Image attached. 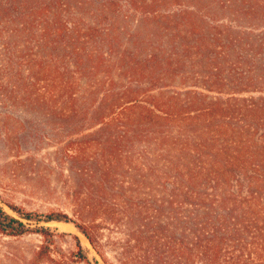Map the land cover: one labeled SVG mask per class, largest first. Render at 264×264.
<instances>
[{"label":"trees","instance_id":"1","mask_svg":"<svg viewBox=\"0 0 264 264\" xmlns=\"http://www.w3.org/2000/svg\"><path fill=\"white\" fill-rule=\"evenodd\" d=\"M193 1L197 3L194 12L163 18L164 23L156 21L151 28L145 20L132 30L122 26L120 7L147 14L162 0H0V89L11 94L22 89L29 97L33 87L44 84L36 96L38 108H45L57 102L54 92L47 89L57 87V79L50 82L48 75L59 63L67 61L81 74L103 73L94 83L99 92L107 81L112 89L118 84L114 71L126 75L131 69L134 76L146 81L145 89L108 91L88 109L87 99L79 103L74 99V87L63 82L59 96L66 100L61 108L53 109L68 121L87 115L99 128L96 135L108 136L104 140L94 134L93 142L101 149L99 158L105 153L112 155L111 163L123 149H134L142 142L148 148L144 162L149 169L157 167L166 194L158 212L169 211L172 222L162 225L156 217L146 233L132 228L129 237L141 241L147 236L166 239L172 235L184 242L205 237L215 245L206 244L202 248L206 253L210 247L218 250L231 240H240L248 248L239 250L233 263L241 264L242 258L255 263L260 256L264 258V29L259 31L264 26V0ZM226 13L232 21L247 25L248 31H233L219 24ZM145 29L149 30L147 36ZM125 40L135 52L118 54ZM165 44L178 46L177 58L166 66L161 63L163 54L153 52ZM166 79L181 86L190 80L195 84L184 92L170 93L161 86ZM155 91L158 94L154 95ZM212 93L218 95L212 97ZM175 128L178 132L174 134ZM89 143L71 142L65 148L66 157L80 161L92 147ZM101 162L102 176L109 180L118 164L107 167L106 161ZM79 173L86 176L84 171ZM198 187L202 190L195 191ZM208 187L227 190L221 192V211L214 216L207 215L202 206L207 195L203 189ZM233 187L237 189L228 191ZM98 188L108 190L107 181L99 182ZM80 193L74 188L71 197L78 217L86 219L97 206L91 196L83 199ZM0 202L16 215L0 204L1 235L21 238L39 234L44 238L33 255L34 264H60L66 259L73 264L99 262L90 259L77 236L76 249L68 257L63 251L56 252L49 228H30L23 220L73 224L104 264H111L102 242V225L96 221L81 222L64 212H29L1 194ZM114 207L115 214L118 208H134L128 202ZM141 209L149 210L148 206ZM110 211L105 209L104 215L110 216ZM144 223L139 229L147 227L146 220ZM116 258L118 264H125Z\"/></svg>","mask_w":264,"mask_h":264},{"label":"rangeland","instance_id":"2","mask_svg":"<svg viewBox=\"0 0 264 264\" xmlns=\"http://www.w3.org/2000/svg\"><path fill=\"white\" fill-rule=\"evenodd\" d=\"M196 4L193 0H162L161 5L155 11H149L147 14L134 13L122 5L120 7L122 8V11L120 10L122 12L121 17L125 22H122V26H130L133 30L146 20L147 28H151L150 25L156 21L164 23L163 18H170L188 10L194 12ZM219 24L225 25L233 31H248L247 25L232 21L228 13L220 17ZM263 29L264 26L260 27L259 31ZM143 33L147 36L149 30L145 29ZM176 46L165 44L155 49L150 47V50L154 49L153 52L163 54L161 63L166 66L167 62L177 58L178 46L177 48ZM130 52L135 51L125 40L123 45L118 47V54ZM67 64L69 65L67 61L59 63L56 68L49 72L50 82L57 79V87L53 86L46 89L47 92L48 90L54 92L57 102L53 105H45V108H38V97L36 96L38 89L44 84L33 87L29 97L24 95L22 89H15L14 94L0 89L1 196L6 201L29 212H64L74 220L81 222L82 220L86 222L94 220L97 224H101L103 228L101 232L104 234L102 242L111 264H118L116 258L118 256L125 264H234L233 257L237 252L239 250L245 251L248 248L244 241L231 240L228 244L219 246L220 249L218 250H216L217 247H210L206 253L203 252L202 248L206 244H213H210L205 237L197 242L190 238H186L185 242L180 241L181 237H173L172 235L166 239H160V235L153 239L147 236L143 237L141 241H135L131 235L129 237L132 228L139 229L141 224H145V220L147 227L137 229V233H139L138 231L146 233L149 226L157 221L156 217L161 220L162 225L172 222L170 220L172 215L169 211L158 212L166 194L163 191V186L159 183L157 167L154 166V168L149 169L144 162L148 155V148L142 142V144H136L134 149H123L124 152L119 153L111 163L112 155L108 153L99 158L101 149L93 142L94 134L96 135L99 128H95L88 121L87 115L68 121L59 112L54 113L53 109L61 108L63 99L66 100V97L61 98L59 96L60 86L63 82L70 83L74 87L72 89L75 93L74 99H79V103H82L83 98L87 99L86 108L88 109L94 106L92 104L100 101L108 91L116 90L117 93H121L129 89L143 90L147 87V83L146 81L143 82L141 76H134L131 69L125 71L126 75L124 73L119 75L116 70L113 73L118 82L115 88L112 89L109 81H107V86L99 92L94 83L98 78H103V73L88 72L81 74L75 67ZM25 76H28L27 72L24 74ZM194 84V81L190 80L181 86L180 82L175 83L173 79H166L161 86L172 93L173 90L184 92V90L192 89ZM30 88L32 87L30 86ZM157 89L160 90L161 87ZM158 92L155 91L153 94L156 95ZM217 95V93H212L210 96L215 97ZM25 106H33L34 108L29 110L24 108ZM177 132V128H175L174 134ZM96 136L99 139L104 138V140L108 137L103 134ZM81 140L90 142L89 145L92 146L87 149L86 154L81 159L82 161H74L66 157L65 148L71 142ZM86 147L83 143V148ZM102 160L107 162V167L118 164L115 168L116 173L113 174L112 172L109 180L102 176L100 170ZM80 170L86 172V176H82L79 173ZM103 180L107 181L109 188L108 190L106 188L105 192L98 188L99 182ZM74 188L81 191L80 196L83 199L91 196L97 206V209L86 219L78 217L76 212L77 208L74 199L71 197ZM200 189L202 190L198 187L195 191ZM236 189L237 187H233L228 191L231 192ZM203 190L207 195L202 206L206 207L204 209L207 215L214 216L221 211H218L222 205L221 192L227 190L224 188L216 190L212 187ZM119 202H128L134 208L127 211H121L118 208L117 214H115L113 209ZM0 204L3 205L1 202ZM143 206H148L149 210L141 209ZM227 206L228 204H225V207ZM4 208L10 214L15 215L8 207L4 206ZM107 208L111 210L110 216L104 215V210ZM130 217H133L132 221ZM23 222L30 228L42 226L49 228L54 235L50 236L49 239L55 242L56 252L63 251L68 257L76 249L74 236H77L88 250L90 259L92 261L96 259L99 264H104L86 237L73 224L62 223L69 226L59 225L60 228L57 224L61 223L56 222L40 224L26 220ZM61 234L69 235L63 237ZM43 241L44 238L39 234H28L21 238H10L0 234V264H34L33 255L43 244ZM153 252H157V254ZM240 261L241 264H264V258L261 256L255 263L243 258ZM60 264L73 263L66 259L62 260Z\"/></svg>","mask_w":264,"mask_h":264},{"label":"bare ground","instance_id":"3","mask_svg":"<svg viewBox=\"0 0 264 264\" xmlns=\"http://www.w3.org/2000/svg\"><path fill=\"white\" fill-rule=\"evenodd\" d=\"M57 225H58V226L60 225V226H63V227H68V226H69V225H67V224H62V223H61V224H57ZM60 226H59V227H60ZM60 228H61V227H60ZM84 242H85V241H84Z\"/></svg>","mask_w":264,"mask_h":264}]
</instances>
